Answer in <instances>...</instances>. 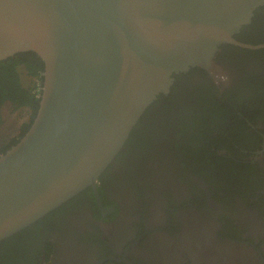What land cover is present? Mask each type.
Returning <instances> with one entry per match:
<instances>
[{
    "label": "flooded vegetation",
    "instance_id": "af4514ba",
    "mask_svg": "<svg viewBox=\"0 0 264 264\" xmlns=\"http://www.w3.org/2000/svg\"><path fill=\"white\" fill-rule=\"evenodd\" d=\"M235 39L264 42V6ZM246 51L175 77L101 175V208L79 193L7 264H264V53Z\"/></svg>",
    "mask_w": 264,
    "mask_h": 264
},
{
    "label": "water",
    "instance_id": "95a60500",
    "mask_svg": "<svg viewBox=\"0 0 264 264\" xmlns=\"http://www.w3.org/2000/svg\"><path fill=\"white\" fill-rule=\"evenodd\" d=\"M264 0H0V62H42L27 132L0 155V242L90 189L175 77L210 71ZM264 193V192H263ZM101 208V206L99 207ZM102 213L112 212L101 210Z\"/></svg>",
    "mask_w": 264,
    "mask_h": 264
},
{
    "label": "trees",
    "instance_id": "16d2710c",
    "mask_svg": "<svg viewBox=\"0 0 264 264\" xmlns=\"http://www.w3.org/2000/svg\"><path fill=\"white\" fill-rule=\"evenodd\" d=\"M244 28L246 27H243V29ZM257 43H264V42H256V44ZM251 44H255V43H251ZM263 53L264 50H259L255 52L246 51V54H250L251 58L253 56L261 58L263 56ZM42 71H43L42 62L33 53L18 54L12 58L7 59L6 61L0 62V127L3 124L1 112L5 107L10 108L12 112L25 111L28 114V121L26 123H23L21 127H19V133L17 137L11 139L9 143L3 144L0 147V155L5 153V151L8 150L12 145L16 144L17 141L27 132L28 128L30 127V124L37 109V104H38L37 95L39 94L38 88L41 87V83H42V78H41ZM22 75L25 76L24 81L22 79ZM255 82H256L255 87L258 90L257 92L263 94L264 77L258 75L256 77ZM160 99L161 97L159 98V100ZM155 104L151 106H155ZM150 108L148 109V111L150 110ZM142 118L140 120H142ZM134 133L135 131H132L130 135V141L132 137L135 136ZM87 190L88 191L85 192L92 195L90 193L91 190L90 189ZM60 211H63V208L55 210L52 213L48 214L47 216H45V220H47L49 217L52 216L54 217L53 214H57ZM42 220L38 221L36 225L42 224L43 222ZM36 225L34 226L36 227ZM35 227H33V229H35ZM33 229L26 228L17 236L26 235L22 237L27 238L29 235L35 233ZM17 236L15 237L12 236L0 242V264H7L9 260L14 259L16 257V253L13 252V248H15L13 244L14 241L16 242L18 238ZM12 238L14 239L12 240Z\"/></svg>",
    "mask_w": 264,
    "mask_h": 264
},
{
    "label": "rangeland",
    "instance_id": "374dc122",
    "mask_svg": "<svg viewBox=\"0 0 264 264\" xmlns=\"http://www.w3.org/2000/svg\"><path fill=\"white\" fill-rule=\"evenodd\" d=\"M22 79L24 81V75H22ZM2 115L4 123L0 130V142L2 139L3 142H5V138L11 137L17 133L21 123L27 120L28 114L25 111L12 112L10 108L5 107L2 111Z\"/></svg>",
    "mask_w": 264,
    "mask_h": 264
}]
</instances>
